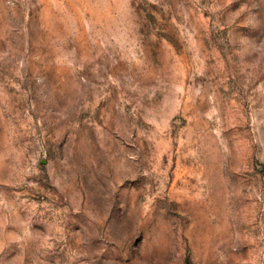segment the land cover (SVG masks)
Masks as SVG:
<instances>
[{
  "label": "rangeland",
  "instance_id": "obj_1",
  "mask_svg": "<svg viewBox=\"0 0 264 264\" xmlns=\"http://www.w3.org/2000/svg\"><path fill=\"white\" fill-rule=\"evenodd\" d=\"M0 264H264V0H0Z\"/></svg>",
  "mask_w": 264,
  "mask_h": 264
}]
</instances>
